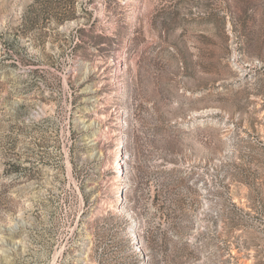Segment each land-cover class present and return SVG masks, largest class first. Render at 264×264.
I'll return each mask as SVG.
<instances>
[{"label":"rangeland","instance_id":"rangeland-1","mask_svg":"<svg viewBox=\"0 0 264 264\" xmlns=\"http://www.w3.org/2000/svg\"><path fill=\"white\" fill-rule=\"evenodd\" d=\"M0 264H264V0H0Z\"/></svg>","mask_w":264,"mask_h":264},{"label":"bare ground","instance_id":"bare-ground-1","mask_svg":"<svg viewBox=\"0 0 264 264\" xmlns=\"http://www.w3.org/2000/svg\"><path fill=\"white\" fill-rule=\"evenodd\" d=\"M120 161H122V155H119V154L113 155L112 162H113V165L117 168V170H116V175H113L114 178H113V181H111L112 182L111 184H112V186L117 187L118 189H121L123 187L122 184H120L122 179L119 178L123 174L122 166L120 165ZM117 191L119 192L120 190H117Z\"/></svg>","mask_w":264,"mask_h":264}]
</instances>
